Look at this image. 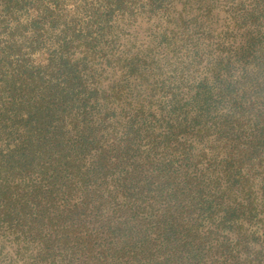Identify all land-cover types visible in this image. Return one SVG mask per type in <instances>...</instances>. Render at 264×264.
I'll return each instance as SVG.
<instances>
[{
    "label": "trees",
    "instance_id": "1",
    "mask_svg": "<svg viewBox=\"0 0 264 264\" xmlns=\"http://www.w3.org/2000/svg\"><path fill=\"white\" fill-rule=\"evenodd\" d=\"M68 1L0 0V264H264V0Z\"/></svg>",
    "mask_w": 264,
    "mask_h": 264
},
{
    "label": "rangeland",
    "instance_id": "2",
    "mask_svg": "<svg viewBox=\"0 0 264 264\" xmlns=\"http://www.w3.org/2000/svg\"><path fill=\"white\" fill-rule=\"evenodd\" d=\"M187 0H179L175 2L177 5H182ZM197 1L189 0L191 4H194L195 8H198ZM211 4L214 15V36L228 37L231 35V28L234 13L240 11L241 7H250L255 0H207ZM72 0H69L67 4L71 6ZM216 30V31H215ZM229 30L230 33L227 31ZM0 263H3L0 261Z\"/></svg>",
    "mask_w": 264,
    "mask_h": 264
}]
</instances>
